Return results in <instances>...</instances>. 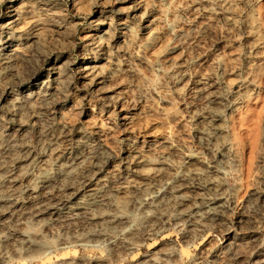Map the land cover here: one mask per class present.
I'll return each mask as SVG.
<instances>
[{
	"label": "rangeland",
	"instance_id": "obj_1",
	"mask_svg": "<svg viewBox=\"0 0 264 264\" xmlns=\"http://www.w3.org/2000/svg\"><path fill=\"white\" fill-rule=\"evenodd\" d=\"M0 264H264V0H0Z\"/></svg>",
	"mask_w": 264,
	"mask_h": 264
},
{
	"label": "bare ground",
	"instance_id": "obj_2",
	"mask_svg": "<svg viewBox=\"0 0 264 264\" xmlns=\"http://www.w3.org/2000/svg\"><path fill=\"white\" fill-rule=\"evenodd\" d=\"M189 176H191L190 173L184 174L183 176H180V178L185 180ZM177 182H178V179H174V180H172L170 182H167L165 185H162L157 192H155L154 194L149 195L146 198L142 199L140 201V204L141 205H147V204H150L151 202H154V200L159 199V197L162 196L167 190H169L172 195L176 196V199L178 201V206H184V205L188 204L190 199H191V195L192 194L190 195V191H189V194L188 193H183V189L182 188H178L177 189V187H175V184ZM97 192L98 193L96 195H98L100 193V191H97ZM212 205H208L205 208L206 209L208 208V209L211 210V206ZM78 207H80V204L78 205ZM196 209L200 210V211L198 210L196 212L199 215L198 217L203 219V216H206V214H199L202 209H200V208H196ZM188 216H190V218H196V216H194L193 214H189Z\"/></svg>",
	"mask_w": 264,
	"mask_h": 264
}]
</instances>
